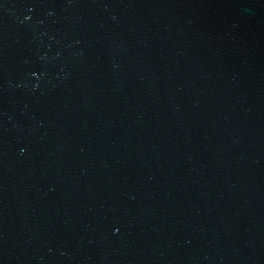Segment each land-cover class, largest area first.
Returning <instances> with one entry per match:
<instances>
[{"label":"water","instance_id":"water-1","mask_svg":"<svg viewBox=\"0 0 264 264\" xmlns=\"http://www.w3.org/2000/svg\"><path fill=\"white\" fill-rule=\"evenodd\" d=\"M0 264H264V0H0Z\"/></svg>","mask_w":264,"mask_h":264}]
</instances>
